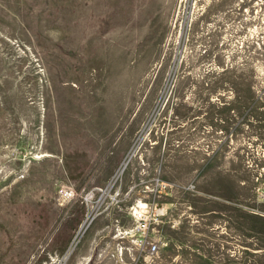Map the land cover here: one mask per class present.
Listing matches in <instances>:
<instances>
[{"label":"rangeland","instance_id":"374dc122","mask_svg":"<svg viewBox=\"0 0 264 264\" xmlns=\"http://www.w3.org/2000/svg\"><path fill=\"white\" fill-rule=\"evenodd\" d=\"M123 5L0 0V264H264V0Z\"/></svg>","mask_w":264,"mask_h":264},{"label":"bare ground","instance_id":"6f19581e","mask_svg":"<svg viewBox=\"0 0 264 264\" xmlns=\"http://www.w3.org/2000/svg\"><path fill=\"white\" fill-rule=\"evenodd\" d=\"M183 1V0H182ZM181 2V0H179V3ZM122 11H123V13H122V19H121V21L124 23H126L127 21H129L130 20V13H131V5H130V0H124V5H123V8H122ZM88 14V13H87ZM155 24H157V25H160L161 24V19L158 17V19H157V21H155L154 22V25ZM173 24H174V22H173ZM77 40L79 41L80 40V37H79V35H77ZM194 51V50H193ZM114 55V54H113ZM112 55V57L110 58V64H109V68H110V74L111 73H114V71L115 70H113V69H115L116 68V58L114 57ZM120 56H121V63H123L125 60H126V53L125 52H122L121 54H120ZM76 75L77 74H75V76L74 77H76ZM73 85L74 86H78V84L77 83H73ZM73 102H75V101H73ZM120 103H121V101H112V102H109V107H110V109H109V113H108V118H107V121H106V126L108 125V126H110L113 122H114V120H115V118H116V114L118 113V111H119V109H120ZM50 153H42V154H36V157L37 158H41V157H43V156H48ZM129 159V158H128ZM127 162H128V160L127 161H125L124 163H123V165H122V167H121V169H120V171H119V174L124 170V168H125V166H126V164H127ZM141 204V203H140ZM142 205V204H141ZM83 229H84V227H83ZM79 234H81V232L79 233ZM79 239V235L77 236V238H76V241H74V243H73V245H72V247H71V249L73 248V246H74V244L77 242V240ZM70 249V250H71Z\"/></svg>","mask_w":264,"mask_h":264},{"label":"built area","instance_id":"2783aa9c","mask_svg":"<svg viewBox=\"0 0 264 264\" xmlns=\"http://www.w3.org/2000/svg\"><path fill=\"white\" fill-rule=\"evenodd\" d=\"M62 192L66 193L67 190H63ZM68 194V193H67ZM136 218L138 221L137 230L144 231L147 228V222H146V215L143 213V211L140 208H136ZM158 250V245L156 243L150 242L148 246L149 253H155Z\"/></svg>","mask_w":264,"mask_h":264},{"label":"water","instance_id":"95a60500","mask_svg":"<svg viewBox=\"0 0 264 264\" xmlns=\"http://www.w3.org/2000/svg\"><path fill=\"white\" fill-rule=\"evenodd\" d=\"M112 185V183H110L108 186L110 187Z\"/></svg>","mask_w":264,"mask_h":264}]
</instances>
